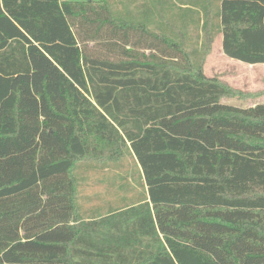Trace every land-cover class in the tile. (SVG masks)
Wrapping results in <instances>:
<instances>
[{
  "label": "trees",
  "instance_id": "16d2710c",
  "mask_svg": "<svg viewBox=\"0 0 264 264\" xmlns=\"http://www.w3.org/2000/svg\"><path fill=\"white\" fill-rule=\"evenodd\" d=\"M218 35L264 64V0H0V264H264V103L223 102ZM127 157L145 194L83 214Z\"/></svg>",
  "mask_w": 264,
  "mask_h": 264
},
{
  "label": "rangeland",
  "instance_id": "374dc122",
  "mask_svg": "<svg viewBox=\"0 0 264 264\" xmlns=\"http://www.w3.org/2000/svg\"><path fill=\"white\" fill-rule=\"evenodd\" d=\"M68 2H83L88 0H63ZM221 35L214 38L210 49L205 53L204 73L210 78H216L235 91V95L225 98L223 102L241 106L251 107L264 103V65H247L225 56L222 50ZM198 45L206 40V33L199 31ZM189 41V40H187ZM189 49V48H188ZM121 169H102L88 171L82 179L80 187V205L83 214H91L97 206L114 207L122 205L128 199L133 202L138 196L145 194L143 180L136 161L127 157L121 163ZM86 168L82 167L81 173Z\"/></svg>",
  "mask_w": 264,
  "mask_h": 264
},
{
  "label": "crops",
  "instance_id": "0c3cea01",
  "mask_svg": "<svg viewBox=\"0 0 264 264\" xmlns=\"http://www.w3.org/2000/svg\"><path fill=\"white\" fill-rule=\"evenodd\" d=\"M221 40H223V36L221 35ZM221 45H222V43H221ZM222 50H223V47H222ZM226 56V55H225ZM227 57V56H226ZM229 58V57H228ZM229 59H231V58H229ZM232 60H234V59H232ZM235 61H237V60H235ZM238 62H240V61H238ZM241 63H243V62H241ZM245 64V63H244ZM247 65H249V64H247ZM258 65H264V64H258Z\"/></svg>",
  "mask_w": 264,
  "mask_h": 264
}]
</instances>
